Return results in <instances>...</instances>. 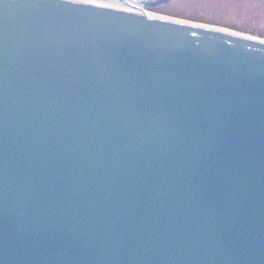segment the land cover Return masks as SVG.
<instances>
[{
    "label": "water",
    "instance_id": "95a60500",
    "mask_svg": "<svg viewBox=\"0 0 264 264\" xmlns=\"http://www.w3.org/2000/svg\"><path fill=\"white\" fill-rule=\"evenodd\" d=\"M0 264H264V39L0 0Z\"/></svg>",
    "mask_w": 264,
    "mask_h": 264
},
{
    "label": "rangeland",
    "instance_id": "374dc122",
    "mask_svg": "<svg viewBox=\"0 0 264 264\" xmlns=\"http://www.w3.org/2000/svg\"><path fill=\"white\" fill-rule=\"evenodd\" d=\"M133 2L139 5L138 8L152 14L226 28L264 39V0H133Z\"/></svg>",
    "mask_w": 264,
    "mask_h": 264
},
{
    "label": "bare ground",
    "instance_id": "6f19581e",
    "mask_svg": "<svg viewBox=\"0 0 264 264\" xmlns=\"http://www.w3.org/2000/svg\"><path fill=\"white\" fill-rule=\"evenodd\" d=\"M95 3L104 5V6H108L111 8H117V9H122V10H128V11H133V12H139L141 10V8H138V6L132 1H130L129 4H124L119 2L118 0H111L108 2H98L96 1Z\"/></svg>",
    "mask_w": 264,
    "mask_h": 264
},
{
    "label": "snow or ice",
    "instance_id": "6c2138e0",
    "mask_svg": "<svg viewBox=\"0 0 264 264\" xmlns=\"http://www.w3.org/2000/svg\"><path fill=\"white\" fill-rule=\"evenodd\" d=\"M79 2L86 3V4H94L96 0H79Z\"/></svg>",
    "mask_w": 264,
    "mask_h": 264
}]
</instances>
